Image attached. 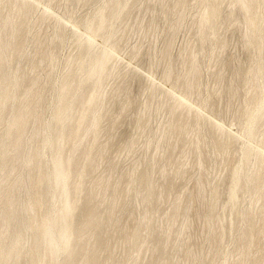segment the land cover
Returning a JSON list of instances; mask_svg holds the SVG:
<instances>
[{
  "label": "bare ground",
  "instance_id": "6f19581e",
  "mask_svg": "<svg viewBox=\"0 0 264 264\" xmlns=\"http://www.w3.org/2000/svg\"><path fill=\"white\" fill-rule=\"evenodd\" d=\"M41 1L0 0V264H264V0ZM192 10L178 61L171 40L150 61L172 89L138 102L128 34ZM222 101L237 134L207 114Z\"/></svg>",
  "mask_w": 264,
  "mask_h": 264
},
{
  "label": "rangeland",
  "instance_id": "374dc122",
  "mask_svg": "<svg viewBox=\"0 0 264 264\" xmlns=\"http://www.w3.org/2000/svg\"><path fill=\"white\" fill-rule=\"evenodd\" d=\"M47 1L50 0H43L40 2L41 9L47 6ZM56 1L62 2V0H56ZM159 1L161 2V4L165 5L166 2L173 3L175 0H159ZM190 1L194 2V0H190ZM97 7H98L97 4L89 6L85 14L86 15L91 14ZM54 9L52 10V12L54 11L53 12L54 14L52 13V16L57 18H59V16L61 17L62 8L57 6ZM156 10L159 11V8L157 7ZM196 14L197 12H195V10H192L191 12H187L188 15L187 22L184 23L182 27H180L171 34L167 33L166 31L167 25H166L165 17L163 15H159L157 17L156 26L152 28V31H150L149 33L144 34L142 28L138 26V27H134L128 34L125 40L124 49L117 54V57L123 67L134 70L138 75V79L133 80L132 83L130 84L131 90L136 95L138 102H143L145 100L146 98L145 87L148 85L155 84V85H161L165 90L172 89L171 83L165 82L163 80L164 64L160 63L157 67L151 68L150 61L160 50H162V48L164 47V45L168 40H171L170 56L173 59V61H178L179 55L181 54V51L183 50L185 45L188 42L193 41L195 39L194 37L196 33V26H192V21L195 20ZM139 16L140 18H142V20H144V23H149L150 15L144 12L143 9H141ZM69 26L71 27V24H69ZM226 36L229 39V46L226 52V57L232 60L235 69H238L241 65V62L247 61V58L250 53L247 52L243 47V44L241 42V33L239 29H235L234 31L227 32ZM135 47L142 48V56L144 57V61H145L143 64H141L139 61L135 59H132L129 55L130 50ZM67 53H68V48L62 47L60 51L61 56L63 57L67 55ZM252 54L253 52H251V55ZM176 65H179V62H177ZM205 71H204V76L206 78V81L211 82L212 71L207 69ZM220 108L225 111V117L220 118L211 113H207L208 116L209 115L212 116V118H214L215 121L217 120L219 122H221L222 119L223 123L222 122L221 123L223 127L229 132L233 134H237L239 131V126L237 125L236 122L231 120L232 109L230 107L229 108L226 107L224 101L220 103ZM133 117L134 116L130 117L129 122H127L123 126V130L126 131L127 134H129V132L132 129L131 124H133V119H134ZM126 157H122L121 162L122 164L125 162L123 166L127 167L134 159V155H129ZM225 174H226L225 172L220 173L221 176H224ZM193 185H194V181H192L189 184L190 187H193ZM197 227L200 228L201 225L198 224Z\"/></svg>",
  "mask_w": 264,
  "mask_h": 264
}]
</instances>
